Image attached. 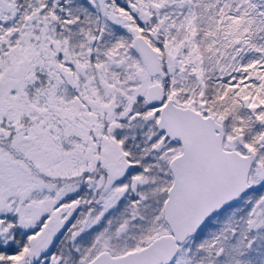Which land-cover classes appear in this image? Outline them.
Masks as SVG:
<instances>
[{"label": "snow or ice", "instance_id": "obj_1", "mask_svg": "<svg viewBox=\"0 0 264 264\" xmlns=\"http://www.w3.org/2000/svg\"><path fill=\"white\" fill-rule=\"evenodd\" d=\"M0 264H264V0H0Z\"/></svg>", "mask_w": 264, "mask_h": 264}]
</instances>
